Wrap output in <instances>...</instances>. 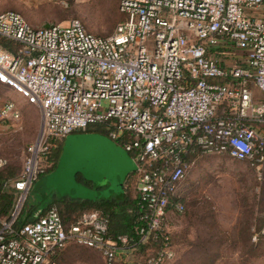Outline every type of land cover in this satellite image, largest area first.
Wrapping results in <instances>:
<instances>
[{
	"label": "built area",
	"instance_id": "obj_1",
	"mask_svg": "<svg viewBox=\"0 0 264 264\" xmlns=\"http://www.w3.org/2000/svg\"><path fill=\"white\" fill-rule=\"evenodd\" d=\"M118 10L124 20L106 37L78 20L36 28L17 12L0 13V85L41 115L13 183L19 200L0 220V264H59L69 245L98 251L104 264L122 254L131 263L129 239L109 237L98 211L68 229L54 207L14 226L51 147L88 126L105 125L134 163L138 242L162 238L147 264L174 256L168 223L185 210L180 190L191 157L264 165V0H119ZM19 119L12 101L0 102L1 121Z\"/></svg>",
	"mask_w": 264,
	"mask_h": 264
},
{
	"label": "rangeland",
	"instance_id": "obj_2",
	"mask_svg": "<svg viewBox=\"0 0 264 264\" xmlns=\"http://www.w3.org/2000/svg\"><path fill=\"white\" fill-rule=\"evenodd\" d=\"M13 10L33 27L78 20L88 33L104 37L114 32L121 19L117 0H0V13ZM4 101L16 105L20 119L0 120V157L6 160L5 167L17 169L19 176L26 150L38 136L41 115L21 95L0 85V102ZM83 134L67 136L56 167L33 183L19 215L33 219L53 198L82 197L84 190L78 186L85 187L82 182L102 190L111 177L113 191L119 190L126 161L130 159L134 166L130 155L105 135L99 138L110 141L114 151L104 155L95 144L100 158L95 156L94 161H101L109 172L92 160L78 161L71 148ZM188 162L190 167L180 190L185 210L173 215L168 223L174 256L162 264H264V237L259 234L264 227V165L214 154L194 156ZM131 186L132 181L126 192L134 196ZM62 252L59 264H104L102 255L94 249L69 245ZM123 259L125 254L120 255V262Z\"/></svg>",
	"mask_w": 264,
	"mask_h": 264
},
{
	"label": "trees",
	"instance_id": "obj_3",
	"mask_svg": "<svg viewBox=\"0 0 264 264\" xmlns=\"http://www.w3.org/2000/svg\"><path fill=\"white\" fill-rule=\"evenodd\" d=\"M118 5L119 0H117V11L119 13ZM119 15L121 16V19L117 25L124 20V16L120 13ZM24 20L26 21V19ZM27 23L29 24V22ZM1 43L9 51L14 47L12 43L5 39H1ZM77 132H90L106 135V126L95 124L88 126L85 130ZM60 151L61 142L59 141L50 149L48 156L49 166L45 169L44 173L55 167ZM20 175L21 174L18 176L17 169L11 167L4 166L0 169V220H8L11 217L19 200V192L15 190L13 183L20 177ZM50 207H54L57 210L65 229L75 225L83 215L94 211H98L102 213L104 217H107L109 221V237L116 239L118 236H126L129 239V245H132L130 248L133 258L131 263L120 262L117 264H147L148 258L154 255L162 246V238H158L154 242L149 240L145 244L138 242L136 230L140 227V222L138 221L139 205L137 198L130 196L126 191L116 196H111L109 198L102 197L98 200L72 199L68 197L53 198L48 204L47 209ZM44 211L42 213H44ZM30 220L31 218L25 219L23 215L20 214L14 226L19 227ZM259 234L264 237L263 232L259 231ZM169 242L170 246H173L172 233H169ZM62 253L63 252L57 256L58 263Z\"/></svg>",
	"mask_w": 264,
	"mask_h": 264
},
{
	"label": "water",
	"instance_id": "obj_4",
	"mask_svg": "<svg viewBox=\"0 0 264 264\" xmlns=\"http://www.w3.org/2000/svg\"><path fill=\"white\" fill-rule=\"evenodd\" d=\"M54 23H49V24H45L42 25L41 27L47 28L52 26ZM96 145H99L100 150L103 152L104 155H108L109 153H113L114 149L112 148L111 144L103 139H100L96 136H88V135H83L81 137H79L78 139H76L73 149L72 150V155L79 161L82 159H87V160H92L94 161L95 156L99 157L98 151L96 149ZM111 154V155H115ZM128 159V158H127ZM95 162V161H94ZM98 167H100L101 169L104 170V168L106 169V167L102 164L101 161H99L98 163L95 162ZM108 170V168L106 169V171ZM135 167L133 166L132 162L130 159H128L126 161V174L130 171H134ZM109 172V170L107 171ZM125 174V176H126ZM109 176V175H108ZM109 181H110V186L107 187L106 189H104L103 191L100 192H92L89 191L87 189H84V194L82 197L80 198H84V199H98L101 196H107L111 191H113V187H114V182H113V178L109 177ZM122 179L119 182V186H121L119 188V190L114 189V191L120 192L122 190ZM79 198V197H78Z\"/></svg>",
	"mask_w": 264,
	"mask_h": 264
},
{
	"label": "crops",
	"instance_id": "obj_5",
	"mask_svg": "<svg viewBox=\"0 0 264 264\" xmlns=\"http://www.w3.org/2000/svg\"><path fill=\"white\" fill-rule=\"evenodd\" d=\"M83 135H88V136H96V137H98L99 138V136H105V135H100V134H96V133H90V132H84V134ZM68 136V135H67ZM67 136L66 137H64L60 142H61V151H60V154H61V152H62V150H63V146H64V144H65V141H66V139H67ZM106 138V137H105ZM106 140H107V138H106ZM107 142H108V140H107ZM110 142V141H109ZM114 142V141H113ZM116 145H118L117 143H116ZM73 146H74V144H73ZM71 149H73V147L71 148ZM59 154V155H60ZM59 157V156H58ZM58 160V159H57ZM56 164H57V161H56ZM55 167H56V165H55ZM132 173H133V171H130V172H128L127 174H126V176H125V178H124V183L122 184L123 185V187H122V190L118 193V192H114V191H111L107 196H101V197H99L98 199H100V198H102V197H111V196H116V195H119V194H122V193H124L125 191H127V190H129L128 189V183L131 181V179H130V177H131V175H132ZM80 181H82V179L80 180ZM79 187H82V188H84V189H87V190H89V191H92V192H100V191H103L104 189H106L107 187H105L104 189H99V188H95V189H93L94 188V186L93 185H88V184H86V186L85 187H83V186H81V185H78ZM107 186L109 187L110 186V183H108L107 184ZM131 188L133 189V191H134V193H135V189H134V186H133V183H132V186H131ZM132 197H135V194H134V196L133 195H131ZM73 199H75V198H73ZM78 199H84V198H78ZM98 199H93V200H98ZM87 200H90V199H87ZM47 209V208H46ZM40 215V214H39Z\"/></svg>",
	"mask_w": 264,
	"mask_h": 264
},
{
	"label": "flooded vegetation",
	"instance_id": "obj_6",
	"mask_svg": "<svg viewBox=\"0 0 264 264\" xmlns=\"http://www.w3.org/2000/svg\"><path fill=\"white\" fill-rule=\"evenodd\" d=\"M81 184L86 186V183L85 182H82ZM93 189H95V188H93Z\"/></svg>",
	"mask_w": 264,
	"mask_h": 264
}]
</instances>
